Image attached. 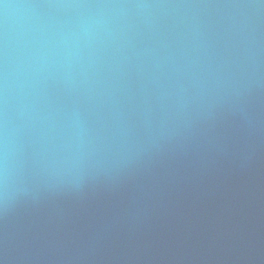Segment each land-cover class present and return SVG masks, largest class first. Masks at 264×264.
Returning <instances> with one entry per match:
<instances>
[{
	"label": "water",
	"instance_id": "water-1",
	"mask_svg": "<svg viewBox=\"0 0 264 264\" xmlns=\"http://www.w3.org/2000/svg\"><path fill=\"white\" fill-rule=\"evenodd\" d=\"M5 183L0 264H264V0H0Z\"/></svg>",
	"mask_w": 264,
	"mask_h": 264
},
{
	"label": "clouds",
	"instance_id": "clouds-1",
	"mask_svg": "<svg viewBox=\"0 0 264 264\" xmlns=\"http://www.w3.org/2000/svg\"><path fill=\"white\" fill-rule=\"evenodd\" d=\"M5 176H6V173H5ZM0 195H4V196H6V183H5V190H4L3 193H0Z\"/></svg>",
	"mask_w": 264,
	"mask_h": 264
}]
</instances>
